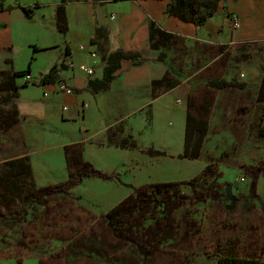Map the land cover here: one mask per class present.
Returning a JSON list of instances; mask_svg holds the SVG:
<instances>
[{
    "label": "crops",
    "instance_id": "crops-1",
    "mask_svg": "<svg viewBox=\"0 0 264 264\" xmlns=\"http://www.w3.org/2000/svg\"><path fill=\"white\" fill-rule=\"evenodd\" d=\"M168 1L1 0L3 5L17 3L20 6H30L32 16L27 18L21 7L0 9V70L26 69H15L16 58L24 52L21 49L24 41L27 48H31L29 55L25 56L29 68L33 61L37 60V54L41 53H47L46 59L50 61L48 70L62 61L70 60L74 64L73 68L67 66V69H60L56 75L58 79L54 83L28 84L19 88V96L14 100V104L21 126L26 124L33 127L30 133L32 140L42 136L39 134L41 130V133H45L47 129L52 130L50 127L56 124L74 128L77 123V136L62 140L57 143L58 146L78 142L83 159L97 170L108 171L107 174H117L114 165L120 159L127 158L134 162V159L141 157L145 159L146 164L150 163V156L148 154L145 156V153L138 148L134 150L130 147L119 148L117 141L123 134H126L123 136H127L128 139L137 140L139 148L150 147L151 143L152 150L164 152L163 155L173 154L178 164L184 161L183 163L188 162L189 166H193L195 164L193 161L198 158L193 160L178 158L184 149L188 111L190 110L195 116L204 115L210 119L220 91L227 88L234 92L240 91L241 94L249 93L250 97L257 101L258 88L264 75V0H226L223 6L218 5L216 13L200 28L191 21L166 14L164 11ZM121 2L122 6L119 5ZM61 3L64 5L67 22L64 33L59 32L56 27L55 12ZM71 10L76 11L77 29H73L71 25ZM48 11L49 16H47ZM230 12L238 15V29L231 28L228 18ZM47 22L50 23L51 35L55 30L62 35V43H55L53 39L45 41L48 35L45 34V30L48 29ZM150 23L173 34L174 44L166 48H151ZM35 26L37 32L33 33V39L26 40L28 30ZM80 44H85L98 52L99 57L94 63L86 52L78 49ZM118 48L138 51L142 63L134 65L132 61H123L120 69L115 72L116 77L110 86L104 90L94 91L88 82L94 78H101L104 66L102 54ZM53 49L58 53L55 59L52 57V52L48 53ZM161 50L166 54L163 61L156 60ZM169 62L173 63L174 69H171ZM79 64L92 65L94 73L90 76L86 75L78 69ZM167 72L168 78L165 81L160 84L153 83L155 80H161ZM29 75V80L38 83L42 74L39 79H35L30 69ZM23 79L18 81L16 78L17 84L26 81L25 76ZM210 79L233 81L242 84L243 87L213 89L207 85ZM173 80L177 81L176 85L169 86L168 83ZM58 81L79 89V92L71 95L57 93L53 87ZM186 81L194 85L191 89L195 92L191 95H194V98L199 96V103L196 104L194 112L190 109V101L186 97H178L177 94L182 83ZM33 86L40 88V98L29 99L24 95L25 89ZM199 86H202L200 93L197 91ZM44 92L47 94L44 95ZM178 99L181 101L179 104L176 103ZM62 106H67V110L63 111ZM202 106H206V109L204 110ZM164 116H168L166 121L161 120ZM177 119L183 121L182 126L180 124L182 133H179ZM118 124H121L119 133L122 135L115 139L117 132L112 129ZM139 133L149 134L143 139H138L136 136ZM149 135H151L150 139ZM49 139L51 140V137ZM166 139L172 142L168 143ZM176 144L178 149L172 152L171 148ZM41 146L43 147L41 151L49 147L45 139ZM30 158L34 179L38 182V171L31 155ZM52 167L49 163L46 169L53 173ZM60 171L62 173L63 169ZM199 172V169L191 168L186 177H181L182 179L171 176L176 175L175 172L171 174L168 171L170 175L167 177L163 176L166 172H162V176L158 174L159 179L153 178L151 181L188 180L190 173L192 178ZM62 175V180L67 179V174ZM92 179L95 178H85L82 182ZM43 180H49V176L39 181ZM99 180L106 183L113 181ZM46 185L48 184L41 183L39 187ZM11 264H42V262L40 259L30 257Z\"/></svg>",
    "mask_w": 264,
    "mask_h": 264
},
{
    "label": "rangeland",
    "instance_id": "rangeland-1",
    "mask_svg": "<svg viewBox=\"0 0 264 264\" xmlns=\"http://www.w3.org/2000/svg\"><path fill=\"white\" fill-rule=\"evenodd\" d=\"M225 1H220L219 7L223 6ZM119 5L122 6L123 3ZM75 13V10L70 12L73 29L78 28ZM46 24L48 29L45 30V34L48 35L45 41L53 39L55 43H62V35L54 29L52 36L49 30L50 23ZM35 28L36 26L28 30L26 40L33 39V33L37 32ZM25 43L26 41L21 46L25 53H20L16 58L15 69H24L29 65V62L25 61V56L29 55L31 48L28 49ZM48 53L53 54L54 59L58 54L54 49ZM46 54H37V60L30 66L35 79H39L40 75L48 70L50 61L46 59ZM169 65L174 69L173 63L169 62ZM23 77H18V81ZM28 82L32 85L31 80ZM191 88H194V85L186 81L182 83L177 94L178 97H186L190 101V109L194 112L196 104L199 103V96L194 98L191 94L195 90ZM200 88L202 86L198 87V93L202 90ZM24 95L29 99H37L41 97V91L38 86H33L26 88ZM250 95L228 88L220 91L212 116L208 119L201 154L198 160L193 161L195 163L193 166H189L188 162L183 163L184 161L178 164L173 154H170L172 157L168 154L151 155L148 150L153 144L150 143V147L139 148L137 146L139 142L123 136L126 134L121 136L119 133L121 124L116 125L115 129H112L117 132L115 139L119 136L126 138L128 145H135L133 150L138 148L145 156L147 154L150 156V163L146 164L145 159L141 157L134 159V162L127 158L117 160L114 166L117 168L115 176L118 180L113 179L106 183L95 178L72 187L65 195L50 194L47 205L42 207L38 218L33 221L19 222L16 219L18 214L14 213L18 205L9 204L6 208L4 206L2 211L7 219L0 222V264H11L30 257L40 259L42 264H215L216 257L207 251L213 250L212 246L217 242L224 246L231 241H237L245 247L251 243L264 247V101L257 102ZM4 96V93H0V99ZM180 102L176 101L177 104ZM10 110L9 106H0V111ZM15 118L17 121L6 130L0 126V164L27 155L34 179L31 155L39 175L38 182L34 179L35 187H39L41 183L48 184L46 186L53 183L51 186H57L65 181L66 178L62 180V174H67L68 178L69 170L64 149L66 145L78 142L65 143L64 146H58L57 143L77 136L78 124L76 123L74 128L56 124L50 127L52 130L47 129L45 133L39 130L42 136L32 140L30 133L33 127L26 124L21 126L18 114ZM167 118L168 116H164L161 120L166 121ZM180 124L182 126L183 121L177 119L179 133H182ZM148 134L139 133L135 136L143 139ZM150 137L151 135L149 139ZM120 138L116 141L119 148H122ZM43 139L49 145L44 150L46 153L41 151ZM166 140L168 143L172 142L170 139ZM177 149L176 144L171 151ZM49 163L53 166V173L46 169ZM213 163L218 164L217 173L220 176L217 181L221 183L218 187L222 189V195L211 199L212 204L208 202L210 206L212 205L210 207L191 195L190 186H182L185 195L192 197L170 209V222L163 224V227L166 226L163 237H168L163 244L157 242L148 244L149 240H145L138 233L119 237L105 220L104 214L128 196L133 186L155 182L151 180L159 179L162 172H166L163 173L164 177L175 172L177 174L171 176L184 178L191 168L199 169L201 172L206 165ZM45 176H49V180L39 181L45 179ZM191 176L190 173L187 178ZM225 183L230 184L231 194L235 198L233 201L236 204L231 206L223 203L221 205L223 208H220L216 199L222 200L226 196ZM249 194L255 199H250L252 206L247 208L245 205L248 203L244 202L243 196ZM154 225L150 224L152 230H155Z\"/></svg>",
    "mask_w": 264,
    "mask_h": 264
},
{
    "label": "trees",
    "instance_id": "trees-1",
    "mask_svg": "<svg viewBox=\"0 0 264 264\" xmlns=\"http://www.w3.org/2000/svg\"><path fill=\"white\" fill-rule=\"evenodd\" d=\"M219 2L220 0H169L164 12L191 21L197 28H200L208 18L216 13ZM14 7H21L27 18L32 16V8L30 6H20L17 3L3 5L0 0V9H11ZM55 17L58 31L64 33L67 29V22L62 3L57 6ZM149 43L153 49L166 48L174 44V35L150 23ZM165 57V52L161 50L156 60L163 61ZM102 61L104 66L101 78H94L88 82L94 91L104 90L110 86L116 77L115 72L120 69L123 61H132L134 65L142 63L141 55L138 51H126L120 48L103 53ZM60 69H67V65L63 61L50 67L47 72L41 75L39 82H32V85L54 83L58 79L56 75ZM29 73V66L21 71L0 70V93L5 94L0 99V106H9L11 109L10 111H0V126L3 127V130H6L17 121L15 116L18 111L14 100L19 96V88L29 84V80L22 84H17L16 78ZM167 78L168 72L161 80H155L153 83L160 84ZM176 83L177 81L173 80L168 84L169 86H174ZM207 85L213 89L243 87L242 84H236L233 81L224 79H210ZM72 89L73 92H79V89L75 87H72ZM256 99L257 101H264V75L259 85ZM190 105L191 103H189ZM202 107L204 110L206 109V106ZM207 110H209V107ZM207 125L208 118L206 116H195L190 110L188 111L184 149L182 154L178 156L187 159L199 158L207 132ZM121 142L122 147H135L134 144L128 145L126 138H122ZM64 150L69 173L68 178L57 186H34L30 161L27 155L9 159L0 164V222L7 219L2 209H4V206L5 208L8 207L9 204L18 205V209L14 210V213L18 214L16 219L19 222L33 221L38 218L42 207L47 205L50 194L65 195L69 189L81 184L85 178L117 179L115 175L97 170L91 163L85 161L81 155L79 143L68 144ZM148 152L151 155L165 154L152 149H149ZM214 164L216 163L206 165L201 172L188 180L151 182L133 186L132 192L128 196L124 197L104 214L105 220L111 226V229L118 233L119 237L138 233L145 240H149L148 244H155L156 242L163 244L168 239V237H163L165 236L163 232L166 231V226L163 227V224L170 222L169 211L172 207L175 208L187 201L188 198L192 197L191 195H194L197 201L204 202L208 206V202L212 204L213 198H219V195H222V189L218 187L221 186V183L219 184L217 181L220 176L217 173L218 164ZM182 186H190L192 194L185 195ZM243 197L244 202L248 203L245 206L250 208L252 203L249 201L255 199V197H251V194ZM216 201H219L220 208H223L221 206L223 203H228L231 206L236 204L235 201L228 200L226 196L222 200L216 199ZM191 219L193 220V218ZM151 223L155 224V230L150 228ZM212 247L213 250L207 251V253L210 252V255L216 257L215 264H264V247L256 243L247 244L245 247L241 246L237 241H231L226 246L217 242Z\"/></svg>",
    "mask_w": 264,
    "mask_h": 264
},
{
    "label": "built area",
    "instance_id": "built-area-1",
    "mask_svg": "<svg viewBox=\"0 0 264 264\" xmlns=\"http://www.w3.org/2000/svg\"><path fill=\"white\" fill-rule=\"evenodd\" d=\"M114 16L112 15L111 18H113ZM228 18H229V23L231 25L232 29H238L239 28V19H238V15L235 12H230L228 14ZM78 49L81 51H84L87 53V55L89 56V58L92 60V62L94 63L98 57L99 54L96 50L89 48L87 45L85 44H80L78 46ZM69 68H73L74 64L72 61L67 60L66 62H64ZM78 69L82 72H84L86 75L90 76L94 73L93 67L92 65H87V64H79L78 65ZM30 79V75L26 74L25 75V80H29ZM54 90L59 93V94H64V95H71L73 94V89L70 85L66 84L65 82L62 81H58L54 84ZM44 95H46L47 93L44 92ZM180 100H177V102H179ZM62 110L66 111L67 110V106H62Z\"/></svg>",
    "mask_w": 264,
    "mask_h": 264
},
{
    "label": "water",
    "instance_id": "water-1",
    "mask_svg": "<svg viewBox=\"0 0 264 264\" xmlns=\"http://www.w3.org/2000/svg\"><path fill=\"white\" fill-rule=\"evenodd\" d=\"M225 194H226L227 199H229V200H234L235 199L232 196V194H231V186H230V184H226V186H225Z\"/></svg>",
    "mask_w": 264,
    "mask_h": 264
}]
</instances>
